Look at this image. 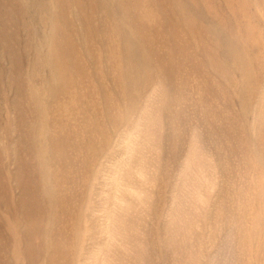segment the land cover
Segmentation results:
<instances>
[{
  "label": "rangeland",
  "instance_id": "1",
  "mask_svg": "<svg viewBox=\"0 0 264 264\" xmlns=\"http://www.w3.org/2000/svg\"><path fill=\"white\" fill-rule=\"evenodd\" d=\"M0 264H264V0H0Z\"/></svg>",
  "mask_w": 264,
  "mask_h": 264
},
{
  "label": "bare ground",
  "instance_id": "2",
  "mask_svg": "<svg viewBox=\"0 0 264 264\" xmlns=\"http://www.w3.org/2000/svg\"><path fill=\"white\" fill-rule=\"evenodd\" d=\"M125 159H126V158H125ZM125 159H122V161L119 160L120 162H119V161L117 162V163H118L117 166H116V167H117V170H119V169L124 165V162H126ZM188 162H189V161H188ZM190 162H191V160H190ZM188 164H189V163H188ZM186 165H187V164H186ZM188 166H189V165H188ZM188 166H187V167H188ZM115 177H116V176H115ZM115 177H114V178H115ZM113 188H114V191H117V192H118V190H119V182H118L117 177L114 179V185H113ZM117 192H116V195L114 196V197H115L114 199L117 198ZM114 199H113V200H114ZM107 218H108V219L110 218V217H109V214L107 215ZM109 220H110V219H109ZM107 223H108V222H107ZM106 225H107V224H106ZM100 251H102V250H100Z\"/></svg>",
  "mask_w": 264,
  "mask_h": 264
}]
</instances>
